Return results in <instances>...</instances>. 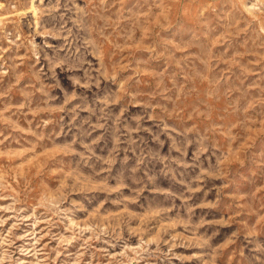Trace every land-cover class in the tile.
<instances>
[{
    "label": "rangeland",
    "instance_id": "1",
    "mask_svg": "<svg viewBox=\"0 0 264 264\" xmlns=\"http://www.w3.org/2000/svg\"><path fill=\"white\" fill-rule=\"evenodd\" d=\"M0 264H264V0H0Z\"/></svg>",
    "mask_w": 264,
    "mask_h": 264
}]
</instances>
